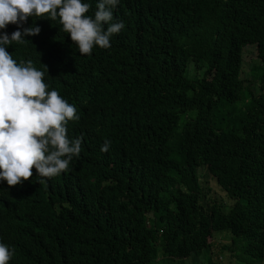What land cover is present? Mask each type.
I'll list each match as a JSON object with an SVG mask.
<instances>
[{"label": "trees", "instance_id": "trees-1", "mask_svg": "<svg viewBox=\"0 0 264 264\" xmlns=\"http://www.w3.org/2000/svg\"><path fill=\"white\" fill-rule=\"evenodd\" d=\"M83 2L94 17L98 0ZM112 11L124 28L91 55L48 14L23 25L38 35L7 47L75 105L67 136L82 138L66 172L0 180L8 264H179L192 254L213 264L217 232L239 260L261 261L264 0H119ZM247 45L251 78L240 76ZM212 162L233 173L224 203L203 201L197 168Z\"/></svg>", "mask_w": 264, "mask_h": 264}, {"label": "clouds", "instance_id": "clouds-1", "mask_svg": "<svg viewBox=\"0 0 264 264\" xmlns=\"http://www.w3.org/2000/svg\"><path fill=\"white\" fill-rule=\"evenodd\" d=\"M118 3L98 0L93 17L86 15L91 5L83 0H0V29L17 26L10 35L0 32V180L9 187L28 181L33 169L45 178L66 172L81 152L82 138L67 136L68 122L80 118L75 105L57 90L48 91L45 73L31 60L17 63L7 47L38 35V26L23 25L29 17L48 14L51 20L59 17L80 55H91L95 46L108 49L112 36L124 28L122 21L113 22L112 9ZM110 144L106 140L101 150L108 151ZM13 255L8 245L0 243V264H8Z\"/></svg>", "mask_w": 264, "mask_h": 264}, {"label": "rangeland", "instance_id": "rangeland-1", "mask_svg": "<svg viewBox=\"0 0 264 264\" xmlns=\"http://www.w3.org/2000/svg\"><path fill=\"white\" fill-rule=\"evenodd\" d=\"M255 51L253 46H245L241 53V77L251 78L249 72L255 63ZM198 181L202 189V194L204 195L203 201L215 203H224L225 192L229 186V182L233 173L229 171L223 165L219 163H210L197 168ZM224 205V204H223ZM226 207V206H225ZM212 241L215 246L212 250L211 261L213 264H246L243 260L237 258L238 249L231 246V237L228 233L217 232L212 235ZM230 245L228 249L221 251L219 246ZM206 260L203 259L201 255H190L185 258L183 262L179 264H205ZM252 264H264V257L259 262H254Z\"/></svg>", "mask_w": 264, "mask_h": 264}]
</instances>
